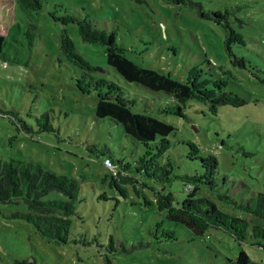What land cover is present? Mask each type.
I'll list each match as a JSON object with an SVG mask.
<instances>
[{
	"label": "rangeland",
	"instance_id": "374dc122",
	"mask_svg": "<svg viewBox=\"0 0 264 264\" xmlns=\"http://www.w3.org/2000/svg\"><path fill=\"white\" fill-rule=\"evenodd\" d=\"M192 1L205 10L240 7L232 18L244 45L227 46L220 25L193 7L163 0H42L39 12L21 10L16 0H0V34L16 23L0 56V160L39 164L80 186L73 242L66 245L50 243L31 224L12 218L25 210L24 204H0V264L23 259L35 264H233L241 248L256 264H264V240L239 245L221 228L201 232L159 209L169 204L166 191L173 193L174 203L185 199L178 176L203 174L200 160L189 156L190 143L217 162L216 191L238 200L264 194V0ZM67 13L115 31L125 55L138 67L179 80L193 69L202 70L207 81L201 84L222 81L223 89L248 103L223 105L214 114L209 104L192 101L185 118L159 114L172 97L126 82L108 65L103 45L82 41L76 25L64 26L53 18ZM64 28L80 54L102 69L91 76L131 93L137 101L134 112H150L175 126L170 148L159 159L171 164L174 179L167 188L139 167L154 145L148 148L115 121L96 117L97 93H84L79 86L85 88L91 76L61 50ZM241 56L251 62L247 68L238 65ZM110 157L114 169L104 164ZM199 195L242 215L205 186ZM55 197L63 196L52 192L46 198ZM171 230L174 239L166 236Z\"/></svg>",
	"mask_w": 264,
	"mask_h": 264
},
{
	"label": "trees",
	"instance_id": "16d2710c",
	"mask_svg": "<svg viewBox=\"0 0 264 264\" xmlns=\"http://www.w3.org/2000/svg\"><path fill=\"white\" fill-rule=\"evenodd\" d=\"M23 11L39 12L42 0H16ZM139 3L144 0H133ZM165 3L190 6L195 8L201 17L220 25L227 35V46L242 42V37L233 27V18L241 8H226L225 10H205L200 2L192 0H163ZM55 21L64 26L76 25L78 35L82 41L103 45L107 53V63L128 83H136L157 93H165L172 97V104L159 111L162 115H176L185 118V110L189 102L209 104V110L217 114L223 105L241 107L248 103L247 99L236 92L223 89L224 82L210 81L202 78L203 71L191 70L185 80L172 77L151 68L138 67L125 55V49L117 42V33L97 28L88 18H81L73 13L63 17L53 15ZM16 24V23H15ZM15 24L10 28L12 31ZM0 34V56L7 43V35ZM60 47L66 58L80 67L87 76L94 71H101L76 49L75 44L66 28L60 37ZM231 49V48H229ZM236 61L239 66L246 67L251 63L244 57ZM84 93H97V118H109L122 126L127 135L150 148L146 156L148 159L140 164L148 177H156L162 187L167 188L174 177L171 174V164H162L159 159L170 148L169 136L176 130L175 126L163 119L153 116L150 112H134L133 106L137 101L132 94L118 83L104 77L91 76L86 87L79 83ZM191 159H199L203 168L201 175H182L178 178L183 182L187 191L182 202L174 203L173 193L166 191L169 204L160 207L166 210L168 217L179 219L189 226H195L201 232L209 227L221 228L228 232L241 245L248 239L264 240V194L255 193L246 199H236L230 193L216 191L218 188L216 161L209 156H201L198 147L190 143ZM156 150V152H152ZM111 158V157H110ZM109 158V159H110ZM111 160H113L111 158ZM114 161V160H113ZM123 170L129 166H123ZM138 168V167H137ZM141 169V170H142ZM140 170V171H141ZM151 170V173H150ZM142 171V172H143ZM216 192V198L234 210L242 213L238 216L219 208L217 203L207 196H200L201 187ZM55 192L63 197L46 198ZM80 186L78 182L66 175L56 174L44 169L39 164H33L19 159L0 160V204H24L25 210L17 211L12 218H17L31 224L35 231L50 243L66 245L73 242L70 238L76 207L79 202ZM189 220V221H187ZM166 236L175 238L174 231H168ZM14 264H35L34 259L16 260ZM233 264H256L244 249H240Z\"/></svg>",
	"mask_w": 264,
	"mask_h": 264
},
{
	"label": "built area",
	"instance_id": "2783aa9c",
	"mask_svg": "<svg viewBox=\"0 0 264 264\" xmlns=\"http://www.w3.org/2000/svg\"><path fill=\"white\" fill-rule=\"evenodd\" d=\"M104 164L108 167V168H113L114 169V165L112 164L111 159L106 158L104 161Z\"/></svg>",
	"mask_w": 264,
	"mask_h": 264
}]
</instances>
